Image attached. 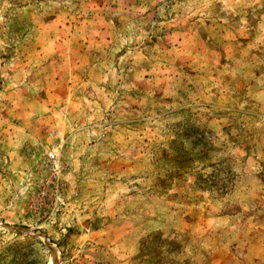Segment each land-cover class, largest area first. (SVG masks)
Instances as JSON below:
<instances>
[{"label": "rangeland", "instance_id": "374dc122", "mask_svg": "<svg viewBox=\"0 0 264 264\" xmlns=\"http://www.w3.org/2000/svg\"><path fill=\"white\" fill-rule=\"evenodd\" d=\"M52 261L264 264V0H0V264Z\"/></svg>", "mask_w": 264, "mask_h": 264}, {"label": "bare ground", "instance_id": "6f19581e", "mask_svg": "<svg viewBox=\"0 0 264 264\" xmlns=\"http://www.w3.org/2000/svg\"><path fill=\"white\" fill-rule=\"evenodd\" d=\"M55 256V255H54ZM55 258H57V257H55ZM51 264H54V261H52V263Z\"/></svg>", "mask_w": 264, "mask_h": 264}]
</instances>
